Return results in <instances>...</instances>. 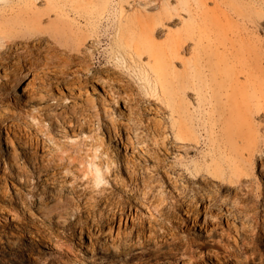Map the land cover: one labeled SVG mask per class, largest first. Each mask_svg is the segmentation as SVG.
Here are the masks:
<instances>
[{
	"label": "rangeland",
	"instance_id": "obj_1",
	"mask_svg": "<svg viewBox=\"0 0 264 264\" xmlns=\"http://www.w3.org/2000/svg\"><path fill=\"white\" fill-rule=\"evenodd\" d=\"M33 27L61 51L19 84L1 70L0 109L61 167L25 181L1 156L0 264H264V0H0V48ZM61 187L94 214L45 221L40 192Z\"/></svg>",
	"mask_w": 264,
	"mask_h": 264
},
{
	"label": "bare ground",
	"instance_id": "obj_2",
	"mask_svg": "<svg viewBox=\"0 0 264 264\" xmlns=\"http://www.w3.org/2000/svg\"><path fill=\"white\" fill-rule=\"evenodd\" d=\"M53 11H55V10L52 7H48L43 12H40V14L44 15L45 13H50ZM153 28L155 29V25L151 26V29H153ZM29 30L30 29H28L27 33H25V34L23 33L21 35L20 34H13V35L6 34V35L2 36V41H4L5 44H4L3 48L2 47L0 48V72L2 70L5 72V76L14 77L17 81L16 84H19V81L22 80V78L27 74V72L28 73L31 72V75L33 76L35 74L34 69L37 68V66H40V67L44 66L42 64L38 65V63H37L41 57L48 59L49 56L51 54H53L52 51L53 52L61 51L60 48L56 45L57 44L56 38L58 37L57 36L58 33L56 31H55V34L54 33H53V35H52V33L50 34L51 38L53 39V40H51L49 37H47V35L44 36L43 35L44 32L39 28L33 27L32 30H30V31ZM65 31L68 33V30H65ZM69 34L71 37H73L70 32H69ZM69 34H67V35L69 36ZM62 43H63V41H61V44ZM78 43H80V42H78ZM71 46L73 47V45H71ZM62 52L67 54L68 57H71L74 55L73 52L66 51V49L63 50ZM35 53L37 54V56L33 55ZM33 58H35V60ZM23 66L26 69V71L24 70ZM36 96H37L36 91H32L29 95H27V97L30 99L35 98ZM38 96H40V95H38ZM89 99H91V98H89ZM94 101L95 100H93V97H92V102H94ZM94 103L92 104L93 108L95 107ZM108 112H109V110L104 108L102 115H104V117L107 116V117L111 118V121H109L111 127L108 126V131L110 129V133H111V130H113L115 136H117V132L115 130L116 127H115L114 117L112 114H109ZM95 114H96V118H97V116L99 117V113L97 111L95 112ZM100 116H101V114H100ZM6 123L8 124V128L6 127V129H5L6 137H4L3 140L5 142L7 149H6L5 154H0V159H1V156L6 155L8 161H9V164L12 165V168L14 167V170L18 166L16 168L17 174L13 175L15 178L23 177L24 180L27 181L28 176L33 177V175H31L32 173L29 174L30 173V172H28L29 170L27 171V165H31L34 167V172L37 173L38 183H40L41 179L47 173V171L49 169H51L49 167V164L54 168V170L55 169L59 170V168L61 167V164L56 163L55 165H53L56 162L55 161L56 158L53 155H51L53 157H50L47 159V161H48L47 164H43V160L45 159L44 156L39 155L40 158H42V161L40 163L39 156L37 154H35L36 150L42 149L40 139L37 136L32 135L31 132H29V126L27 124L23 123L21 120H19V118L15 117L14 114L12 113V111L8 107H3L2 109H0V125L2 126V128H5ZM238 127H239L240 132L245 134L247 136V138H251V139L254 138V139L258 140V135L256 136L254 131L251 128L247 127V125H245L241 122V123H239ZM42 142H43V144H42V147H43L45 144V141L43 140ZM257 152H260V154L261 155L263 154V156H264V148H263L262 150L259 149L256 151H252L250 153L251 159H254L257 157V155H256ZM21 156H25L28 158L30 157L31 160L30 161L24 160L25 162L23 163V165H21L19 162V160L21 159ZM263 159L261 161L262 165H264ZM54 172L55 173H53V174H56L57 171H54ZM4 174H6V173H4ZM4 179H6V178L4 177ZM2 180H3V178H2ZM6 181H7V179H6ZM63 188L64 187H61L59 190H56V191L50 190L49 192H46L43 190L42 192H40L41 208L39 209V213L42 216V218H44L45 221H49L50 223H52L53 217L56 216L58 218V220L60 221L59 224L61 223L65 226V224H67L69 221L68 220L69 215H72L71 217L74 216L76 223H78V222L82 221L81 220V216H82L81 214H87L88 217L94 214V211L91 210L90 207L87 208V205L81 204V202H82L81 196L78 192H76L74 189L68 188V190L70 192V194L68 195V194H65L66 191H64ZM47 193H49V194H47ZM207 198H209V196ZM188 202L190 203V201H188ZM24 203H26L27 206H32V204L30 203L29 200H25ZM131 203L132 202H129L128 204H131ZM189 203H187V205H189ZM128 204H127V206H128ZM196 204H194V205H196ZM125 205H122V207H120L119 212H118L119 214L113 213L112 217L107 222V228H108L107 232L110 235L112 234V229L115 228L114 226H116V224H118L119 222H122L121 221L122 216L124 215V211L126 210ZM187 205H186V208H187ZM193 208H194V206H193ZM187 211H189L188 208H187ZM193 211H194V209H193ZM193 216H194V214H193ZM117 217H119L118 220H117ZM195 217L196 216H194L193 218H195ZM85 220H87V219H85ZM80 223H82V222H80ZM149 224H151V223H149ZM154 225H153V227H154ZM33 227H34V230H26V232L28 233V235L32 239L34 238V239L40 240L38 242L44 246L47 245L45 243V242H47L46 240H48L52 243L51 237L46 236V235L41 233V230H40L41 225L40 224H37L36 226H33ZM153 227H152V230L154 229ZM83 228H84V226H83ZM87 228H88V226H87ZM147 228H149V227L147 226ZM150 228H151V226H150ZM237 228L238 227H236V230H237ZM98 229L102 230L103 227L99 226ZM168 229H170V228H168ZM117 230L119 232V227L117 228ZM155 231H154V233H155ZM107 232H105V233L107 234ZM118 232H117V234H118ZM237 235H239V233H237ZM144 236H145V234H144ZM32 239H30V242L32 241ZM117 239L112 238L113 243L109 244V246L112 247L114 251L117 250V248H118V246H116V244L114 245V243L118 241ZM148 241L150 242L151 240H148ZM5 243H7L9 245H14V244H17L18 242L16 241L15 237L13 239V238L8 236V237H6ZM237 245L238 244H237V240H236V246ZM238 250H239V248H238ZM233 251H235V250H233ZM164 253H167V252H159L160 256H163Z\"/></svg>",
	"mask_w": 264,
	"mask_h": 264
}]
</instances>
